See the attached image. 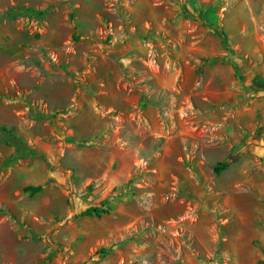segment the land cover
Returning <instances> with one entry per match:
<instances>
[{"label":"rangeland","instance_id":"1","mask_svg":"<svg viewBox=\"0 0 264 264\" xmlns=\"http://www.w3.org/2000/svg\"><path fill=\"white\" fill-rule=\"evenodd\" d=\"M263 84L264 0H0V264H217L216 187L264 147Z\"/></svg>","mask_w":264,"mask_h":264},{"label":"crops","instance_id":"2","mask_svg":"<svg viewBox=\"0 0 264 264\" xmlns=\"http://www.w3.org/2000/svg\"><path fill=\"white\" fill-rule=\"evenodd\" d=\"M46 18L47 19L45 20V22H46V26L48 27L47 32L52 34L47 36L52 43L54 42L55 39L53 34L59 33V26L61 25V23L57 22L56 24H53L55 23V21L53 19L54 16H52L51 13L48 14ZM237 63L238 65H240L241 64L240 60H238ZM245 71H246V67L242 65V72L245 73ZM255 75L258 77L256 78V80L258 79L259 81H262V77L259 75V73H255ZM251 92L263 93L264 87L257 86L254 89H252ZM258 93H256V95H258ZM66 105L68 106V103ZM96 115L97 114L94 111H92L91 117L86 116L84 118L77 119L75 116H72L70 118L69 123L73 122V125H75V127L77 128V130L76 129L74 130L75 132L83 133L90 131L92 129L99 131L100 127H97L98 125L96 121L98 118ZM251 117L252 115L250 114V118ZM254 127L255 124L253 122H251L248 126H246L245 131L248 137L250 136ZM68 131L70 133H73V135H75V132H73V130L68 129ZM5 136H9V135L6 134ZM2 140L3 142H0V147L1 146L8 147L12 145L9 139L8 140L2 139ZM100 143L101 142L99 141L98 144L96 145L97 147L94 148L95 150H99L98 146H100L101 149L105 148L102 145H99ZM243 148L245 150L249 149L248 154L244 155L242 153L241 155H239L238 162L241 161L242 163L245 164L243 165L244 169H242L243 175L239 177V175L236 174L237 170H235L236 169L235 167L230 170L226 169L222 172L224 173L222 176L224 177L227 176L229 179L225 180L221 186L216 187L217 189L216 193L220 194V197L224 196L223 205L225 210L230 211L229 213L230 215H232V218L230 220L229 219L223 220L224 235L220 237V240L217 244V246H219V249L216 250L218 254L217 256L221 259H219L217 264H264V168L259 169L257 167V163L262 162L264 164V147L254 144L252 139L247 138L246 144L243 146ZM120 152H128V151H125L123 147L111 146L108 154L101 152L102 154L101 158L103 160V158H105L107 155V158L114 159L120 162V159L113 155V154L117 155V153ZM0 158H2L1 152H0ZM87 161L88 162L93 161L96 163L99 162L100 160L98 158L96 159V157H93V159ZM120 167H121V162H120ZM118 173L119 171L116 174L118 178H121L125 175V173L120 175H118ZM234 177L235 178L238 177V178L233 180L232 178ZM231 181L232 182L234 181V183H230ZM235 191L240 196H243L246 193H250L251 197L249 199L250 200L249 206L259 208L257 212L255 211L254 214H252L242 208L239 211L238 207L233 203L234 200L233 194ZM252 193L261 194L260 197L262 198L263 203L257 202L255 198L252 196ZM232 220L237 221L236 223H238L240 226L239 230L236 231V233L233 235V237H236V239H238V244L235 246H232L228 243L229 239H231L232 237V234H230L229 231V224ZM198 224L199 223L197 221L195 223H191L190 228L200 229V227L197 226ZM196 237L198 238V241L201 243V247H203L204 249L205 248V245L203 244L204 239H202V236H196Z\"/></svg>","mask_w":264,"mask_h":264},{"label":"trees","instance_id":"3","mask_svg":"<svg viewBox=\"0 0 264 264\" xmlns=\"http://www.w3.org/2000/svg\"><path fill=\"white\" fill-rule=\"evenodd\" d=\"M74 39H76V35L73 34L72 35ZM222 41L225 43V36L222 34L221 36ZM226 166V162H220L218 164H216L213 167V171L214 173L218 174L220 170H222L224 167ZM41 190V186L40 185H26L22 188V191L29 193L30 195L37 193ZM82 215H86V216H91L93 214L98 215L99 214V210L94 207V206H89L87 207L82 213ZM104 250L101 249V252H103Z\"/></svg>","mask_w":264,"mask_h":264}]
</instances>
